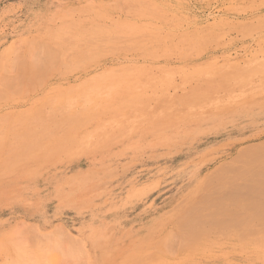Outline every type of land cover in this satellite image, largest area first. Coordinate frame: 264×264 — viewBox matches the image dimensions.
I'll list each match as a JSON object with an SVG mask.
<instances>
[{"label": "rangeland", "instance_id": "rangeland-1", "mask_svg": "<svg viewBox=\"0 0 264 264\" xmlns=\"http://www.w3.org/2000/svg\"><path fill=\"white\" fill-rule=\"evenodd\" d=\"M256 178L264 0H0V264H264Z\"/></svg>", "mask_w": 264, "mask_h": 264}, {"label": "bare ground", "instance_id": "bare-ground-1", "mask_svg": "<svg viewBox=\"0 0 264 264\" xmlns=\"http://www.w3.org/2000/svg\"><path fill=\"white\" fill-rule=\"evenodd\" d=\"M102 38H103V37H102ZM253 161H254V160H253ZM255 161H256V159H255ZM258 161H259V160H258ZM247 165H249V164H247ZM252 165H253V164H252ZM258 165H259V164H258ZM260 165H261V164H260ZM251 167H252V166H251ZM254 168H255V167H254ZM239 169H240V168H239ZM250 169H252V168H250ZM247 171H248V170H247ZM249 171H250V170H249ZM252 171H254V170H252ZM257 173H260V172H257ZM251 174H252V173H251ZM254 174H255V173H254ZM257 176H258V175H257ZM250 177H251V175H250ZM258 178H259V177H258ZM253 179H255V178H253ZM253 179H251L252 182L254 181ZM256 180H257V178H256ZM263 180H264V179H263ZM263 180H262V179H260V180L258 179V180H257V182L259 181V184H260V185L262 184V188H264V187H263L264 184H263V183H260V182H263ZM257 182H256V184H257ZM227 184H230V183H227ZM233 185H235V184H233ZM257 186H258V185L253 186L254 188L256 187V188L253 189V190H256V189H257ZM259 188H261V187H258V192H256V194H257V193H260L259 190H261V189H259ZM231 189H233V188L231 187ZM237 189H238V188H237ZM242 189H243V188H242ZM234 190H235V189H233V190H231V191H234ZM256 191H257V190H256ZM261 191H262V190H261ZM235 192H236V191H235ZM239 192H241V191H239ZM244 192L247 193V192H246V189L244 190ZM244 192H243V193H244ZM248 192H250V191H248ZM252 192H253V191H252ZM241 193H242V192H241ZM243 193H242V194H243ZM250 193H251V192H250ZM253 193H254V192H253ZM253 193H252V194H253ZM242 194H241V195H242ZM263 194H264V191H263ZM259 195H260V194H259ZM259 195L257 196V198L255 197L257 200H258ZM261 195H262V194H261ZM238 196H239V193H238ZM242 196H243V195H242ZM252 196H253V195H252ZM261 198H262V197H261ZM239 199H240V198H239ZM251 199H252V197H251ZM259 199H260V198H259ZM243 201H244V200H243ZM255 201H256V200H255ZM255 201H254V202H255ZM262 201L264 202V200H262ZM254 202H253V203H254ZM258 202H259V200H258ZM253 203L251 202V204H253ZM260 203H261V202H260ZM261 204H262V203H261ZM263 204H264V203H263ZM241 205H242V204H241ZM248 205H249V204H248ZM253 205H254V204H253ZM260 206H261V205H260ZM253 207H254V206H253ZM258 207H259V206H258ZM258 207H257V208H258ZM242 208H245V209H246V208H247V205L244 204ZM240 209H241V208H240ZM248 209H249V208H248ZM248 209H247V210H248ZM251 209H252V208H251ZM255 209H256V208H255ZM193 210H194V209H193ZM200 211H201V210H200ZM248 211H249V210H248ZM250 211H252V210H250ZM261 211H263V209H262ZM261 211H259V212L256 211V212H255V210H254V212H241V213H242V215H243V213H245L244 215H246V217H245L244 219L252 218V217H253V218L256 217V219H257L258 221L261 220V221H263V224H264V212H261ZM187 213H189V212H187ZM187 213H186V214H187ZM225 213H226V212H208V213H206V214H198V215H193V214L191 213V215H193L194 218H190V217H191V216H190L188 219L192 220L191 222H196L197 224H199V222L202 221V218H203L204 216H205V217H209V218L211 217V219H214V220H218L221 216L225 215ZM228 213H229L228 216H229V217L231 216V218H229V217L227 216L229 222H230V219H233V221H235V220H234V219H235L234 217H236L235 214L238 213V212H236V213H235V212H234V213H233V212H228ZM226 214H227V213H226ZM251 214H252V215H251ZM232 215H233L234 217H233ZM238 215L240 216L241 214L238 213ZM238 215H237V216H238ZM225 216H226V215H225ZM239 216L237 217L236 222H234V223H236L238 226H240V225H239V222H237V220L240 218ZM232 217H233V218H232ZM220 219H221V220H222V219H226V217L223 216V217L220 218ZM220 219H219V220H220ZM244 219H243V220H244ZM181 220H182V218H181ZM190 220H189V221H190ZM247 220L249 221L250 219H247ZM247 220H246V221H247ZM183 221H188V220H187V218H186L185 220L183 219ZM189 221H188V224H190ZM231 221H232V220H231ZM239 221H240V220H239ZM251 221H253V219H252ZM258 221H257V222H258ZM261 221H260V222H261ZM224 222H225V221H224ZM244 222H245V221H244ZM244 222H242V223L244 224ZM234 223L231 222V225L234 224ZM240 223H241V221H240ZM242 223H241V225H243ZM250 223H251V222H250ZM171 224H173V223H171ZM225 224H226V223H225ZM248 224H249V222H248ZM181 225H182V224H181ZM244 225H247V223H245ZM260 225H261V224H260ZM185 226H186V225H185ZM233 226H235V225H233ZM253 226H254V225H253ZM261 226H262V225H261ZM261 226H259V227H261ZM236 227H237V226H235L234 228H236ZM223 229H224V228H223ZM224 230H225V229H224ZM175 231H176V230H175ZM263 231H264V230H263ZM183 232H184V231H183ZM187 232H188V231H187ZM190 232H191V231H190ZM261 233H264V232H261ZM184 234H185V233H184ZM189 234L191 235V233H189ZM194 235H195V233L193 234V232H192V236H194ZM217 235H218V234H217ZM176 236H177V235H175V238H177ZM221 236H222V235H218V237H221ZM187 237H188V235H187ZM169 242H170V241H169ZM171 242H172V241H171ZM175 243H176V242H175ZM171 245H172V244H171ZM164 246H165V245H164ZM167 246H168V245H167ZM169 246H170V244H169ZM172 248H173V247H172ZM171 250H172V249H171ZM173 251H174V250H173ZM126 253H127V252H126ZM161 253H162V252H161ZM174 253H175V251H174ZM174 253H173V254H174ZM176 254H177V253H176ZM124 263H125V262H123L122 264H124Z\"/></svg>", "mask_w": 264, "mask_h": 264}]
</instances>
